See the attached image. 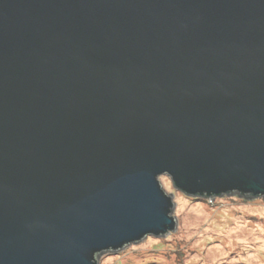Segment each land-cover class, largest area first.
<instances>
[{
  "label": "water",
  "instance_id": "1",
  "mask_svg": "<svg viewBox=\"0 0 264 264\" xmlns=\"http://www.w3.org/2000/svg\"><path fill=\"white\" fill-rule=\"evenodd\" d=\"M162 175L264 197V0H0V264L174 232Z\"/></svg>",
  "mask_w": 264,
  "mask_h": 264
},
{
  "label": "rangeland",
  "instance_id": "2",
  "mask_svg": "<svg viewBox=\"0 0 264 264\" xmlns=\"http://www.w3.org/2000/svg\"><path fill=\"white\" fill-rule=\"evenodd\" d=\"M158 181L173 197L175 231L100 253L98 264H264V197L207 201L182 194L166 175Z\"/></svg>",
  "mask_w": 264,
  "mask_h": 264
},
{
  "label": "trees",
  "instance_id": "3",
  "mask_svg": "<svg viewBox=\"0 0 264 264\" xmlns=\"http://www.w3.org/2000/svg\"><path fill=\"white\" fill-rule=\"evenodd\" d=\"M234 194H237L238 198L242 199L243 201H247V202L255 200L257 198V197H253V196L248 195V194L247 195H241V194H238V193H232V194H226V195L232 196ZM222 196L223 195L218 196V197H209V198H207V197H199V196L198 197L208 201L209 199L221 198ZM198 197H195V198H198Z\"/></svg>",
  "mask_w": 264,
  "mask_h": 264
}]
</instances>
